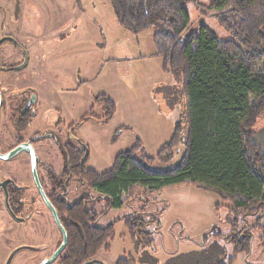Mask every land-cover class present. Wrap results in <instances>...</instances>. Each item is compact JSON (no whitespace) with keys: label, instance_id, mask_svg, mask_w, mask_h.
<instances>
[{"label":"rangeland","instance_id":"374dc122","mask_svg":"<svg viewBox=\"0 0 264 264\" xmlns=\"http://www.w3.org/2000/svg\"><path fill=\"white\" fill-rule=\"evenodd\" d=\"M212 2L200 0L186 4L189 24L182 36L205 25L221 40L235 38L234 30L220 22L227 8L219 10L211 6ZM229 22L233 25L234 21L229 19ZM158 30L157 26H152L133 33L124 28L117 22L109 0H0V33L12 32L18 44L0 47V65L25 64L23 70L14 75L0 73V79L13 80L16 90L25 89L29 101H35L32 106L35 117L22 137L55 131L61 140L75 141L68 135V126L77 124L91 112L93 117L77 125L73 132L78 147L86 146L88 150L86 169L98 174L108 171L119 153L130 150L138 142L139 154L153 158L169 141L185 107L181 93L177 92L172 98L162 92L170 86L180 90L181 82L175 72L162 70V59L155 55L152 36ZM99 95L106 96L115 106L114 114L106 121L103 102L95 103ZM263 125L264 112L251 130ZM11 141L7 122L1 119L0 148L5 151ZM43 141V149L39 154L37 148V155L60 173L61 157L57 147L49 138ZM182 152L180 144L168 164L155 162L153 168H172ZM39 171L45 174L44 168ZM9 177L23 187L19 201L23 211L31 215L20 222L13 220L0 190V264H7L13 250L23 246L29 248L19 251L10 264H39L53 252L60 233L35 192L25 155L0 161V181ZM43 183L47 185L46 177ZM29 185L31 188H26ZM143 200L146 206L142 218L147 222L152 245L135 248L121 219L114 222L109 250L101 249L96 253L99 262L115 264L118 259L130 258L134 264L169 261L192 264L194 258L187 263L183 259L198 256L205 250L210 253L211 245H215L217 256L224 255L223 263L232 256V245L213 238L211 231L214 227V231L228 233L225 222L228 202L214 192L192 185H179L153 194L141 190L126 194L122 207L100 215L98 224L103 226L121 217L125 219L142 209ZM104 208L102 201L96 204L95 211L99 214ZM261 215L264 218V213ZM253 219L246 218L248 222ZM252 232L249 253H237L232 264H264L260 234Z\"/></svg>","mask_w":264,"mask_h":264},{"label":"trees","instance_id":"16d2710c","mask_svg":"<svg viewBox=\"0 0 264 264\" xmlns=\"http://www.w3.org/2000/svg\"><path fill=\"white\" fill-rule=\"evenodd\" d=\"M199 1L109 0L117 22L129 31L139 33L152 26L159 28L152 36L155 55L162 59V70L175 72L181 82L180 90L170 86L162 92L172 98L181 93L185 99L184 114L174 124L169 141L153 158L139 154L138 142L130 150L119 153L113 166L101 174L85 168L86 158L79 164L85 148L75 151L59 144L65 162L62 176H76L82 185L96 192L92 202L104 201L112 209L120 208L124 196L138 190L153 194L185 184L216 193L229 204L225 220L229 231L223 234L213 227L212 237L230 243L233 254L223 263L224 255L217 256L215 245H211L210 253L205 250L183 261L187 263L194 258L192 264H232L237 253H249L252 231L260 234L264 248L261 215L264 213V125L251 130L264 112V0H213L211 6L219 10L227 8L220 22L234 30L233 40L219 39L205 25L182 36L189 24L185 6ZM229 19L234 21L233 25ZM99 102L104 104L106 121L114 114L115 106L104 95L96 97L95 103ZM90 117H93L91 112L79 124ZM180 144L183 152L175 166L153 168L155 162L168 164ZM52 179L54 186L62 183V177ZM48 198L67 234L58 264L94 262L99 250H109L114 222L121 219L135 248L153 243L146 230L147 222L142 218L145 200L141 210L101 226L98 219L106 210L96 214L87 206V196L71 207L57 204L53 194ZM247 217L254 219L248 222ZM116 264H134V261L124 258Z\"/></svg>","mask_w":264,"mask_h":264},{"label":"flooded vegetation","instance_id":"af4514ba","mask_svg":"<svg viewBox=\"0 0 264 264\" xmlns=\"http://www.w3.org/2000/svg\"><path fill=\"white\" fill-rule=\"evenodd\" d=\"M8 43L14 44V46L18 45L17 41L15 40L14 36L12 35V32H9V31L1 32L0 33V47H2L5 44H8ZM24 52L26 54L25 49H24ZM24 67H25V64L24 65L19 64L16 66L0 65V73L14 75L17 72L23 70ZM29 99H30V96L28 95V92L25 89L16 90V84L14 83L13 80H1L0 79V111H1V108L3 107V112L2 113L0 112V120L2 119V120H5L7 122V125L9 127V137L12 136V138H13V141H11L8 144L7 149L5 151H3L0 148V154L9 153L10 151L14 150L19 145L30 146L33 149L34 155H35V170H36V175L38 177L39 184H40L48 202L55 209L61 225H62V222L60 220L59 214H58L55 206L50 202L48 195L53 194V198L55 199L57 204L64 203L65 207H71L75 202H77V200L81 199L83 196H87L89 198V199H86V200H88L87 206L89 208H92L93 211L96 213L95 206L97 203H101L102 201L101 202H92L91 201V199H93V197L97 195V194L95 195L93 193L94 190L85 184L82 185L76 176H67V175L62 176L65 174L64 173L65 162L61 156L59 144L70 146V148H73L75 151L82 149V148H79L78 144L75 143V141H77V138L73 134L75 127L77 125H80L79 122H77V124H72V125L68 126V128H67V132H68L69 137L71 139H74L75 141L61 140V138L59 137V134L55 131L54 132L53 131H47V132H41V133H34V134L30 135L29 137L24 138V137H22V134L25 133V131L27 130V128H28L29 124L31 123L33 117H35V114L32 111V106H33L35 101L34 102H33V100L29 101ZM46 138L51 139L54 142L55 146L57 147L58 153L61 157L60 158V160H61L60 173L59 172L56 173L51 168V166L45 161V159H43L37 155V152H36L37 148H38L39 154H40L41 149H43L41 147L44 145L43 140ZM0 146H1V144H0ZM84 148L86 149L84 155L86 154L85 158H86V162H87L88 150H87L86 146H84ZM17 155H25L28 158V161L30 164V169H31L32 180H33V184L35 186V188H34L35 192H37V194L40 196V198L44 202L45 206L47 207V209H48V211H49V213H50V215L54 221L53 215H52L50 209L48 208V206L46 205L44 199L42 198V195L39 192V189L35 183L33 173H32L30 153L28 152V150L23 149V150L17 152L14 156H17ZM14 156H12V157H14ZM41 156L43 157V155H41ZM11 158L0 159V161H6V160H9ZM79 164H81V161L79 162ZM39 168H44L45 174H43V173L41 174V172L39 171L41 174V175H39V172H38ZM53 176H55V178L56 177H58V178L62 177V183L60 185L59 184H56L55 186L52 185V182H53L52 177ZM44 177H46V179H47V185L43 183ZM26 188H31V185L27 186ZM0 190L3 194L4 206H5L8 214L10 215V217L13 218V220L20 222V221H23L25 219V217H29L31 215V214L25 213L23 211L24 207L22 206V204H20L19 199L21 198L20 195H21V192L23 191V187L17 182V180H15L14 178H10V177L2 179L0 181ZM20 206H21V209H20ZM109 209H112V208H107V206L105 204V208L103 210H106L105 212H107ZM103 210L101 212H103ZM54 223H55V221H54ZM55 225H56V227L60 233V238H59V241L55 244V248H54L53 252L62 243L61 231L59 230L56 223H55ZM64 231H65V229H64ZM66 236H67V234H66ZM66 244H67V240H66ZM66 244H65V247H66ZM25 247L29 248V246H23V247H20V248L13 250V252H15V253H14L12 259L14 258V256L19 251H21L23 249H27ZM65 247H64V249H65ZM63 250L58 254V256L56 257V259L54 261L57 260V262H58V257L61 255ZM50 255L48 257H50ZM48 257H46V258H48ZM12 259H11V261H12ZM94 260H95L94 262L89 261V262H91L90 264H102L101 262H99L96 259V256L94 257ZM118 260H120V259H118ZM11 261H10V263H11ZM117 261L115 262V264L117 263Z\"/></svg>","mask_w":264,"mask_h":264},{"label":"water","instance_id":"95a60500","mask_svg":"<svg viewBox=\"0 0 264 264\" xmlns=\"http://www.w3.org/2000/svg\"><path fill=\"white\" fill-rule=\"evenodd\" d=\"M23 149H26L28 150V152L30 153V157H31V166H32V173H33V177H34V180H35V183L39 189V192L41 193L42 195V198L44 199L46 205L48 206V208L50 209L52 215H53V218H54V221L55 223L57 224L59 230L61 231V234H62V243L60 244V246L50 255V257L48 258H45L43 259L39 264H50L52 263L56 257L58 256V254L64 249L65 247V244H66V240H67V236H66V233L64 231V228L63 226L61 225L60 221H59V218H58V215L55 211V209L52 207V205L48 202L40 184H39V181H38V177L36 175V170H35V155H34V151L33 149L30 147V146H26V145H19L17 146L14 150L10 151L9 153H6V154H0V159H8V158H11L12 156H14L17 152L23 150ZM86 157V154L84 156V158L81 160V163L84 161ZM15 252H12L9 259H8V262L7 264H10V261L13 257ZM91 262H87V264H90Z\"/></svg>","mask_w":264,"mask_h":264}]
</instances>
